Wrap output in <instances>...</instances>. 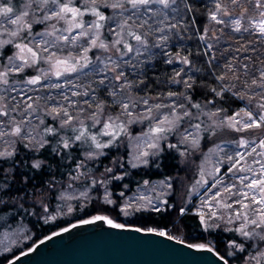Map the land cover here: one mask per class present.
Returning <instances> with one entry per match:
<instances>
[{
  "label": "rangeland",
  "instance_id": "obj_1",
  "mask_svg": "<svg viewBox=\"0 0 264 264\" xmlns=\"http://www.w3.org/2000/svg\"><path fill=\"white\" fill-rule=\"evenodd\" d=\"M72 1L74 0L70 3L69 0L64 3L59 1L58 4L48 1L46 6L41 4L43 9L37 0H22L15 6H0L13 8V14L8 19L0 16L1 46L21 34L25 25L35 24L37 19H40L37 18L40 10L42 18L49 21L44 29L36 26L33 31L28 27L27 44L36 50L35 58L27 51L7 55L3 63L0 60V113H6L0 114V131L6 133L0 136V153H14L20 143L27 144L29 149H40L45 144L43 125L46 119L57 121L60 127H76L79 135L83 132L80 138L87 142L89 158L99 157L104 148H97L91 139L92 136H95L101 145H107L106 147L113 146L118 141L123 147L127 146L130 165L136 167H148L152 161H156L163 145L176 144L180 148V163L186 166L181 167L182 171L176 172L173 177L142 181L128 188V191L123 193V198L119 199L113 193L107 170L98 173L87 172L85 179L92 178L94 181L91 184H84L82 181L77 185L71 183L62 189L59 197L63 199L66 208L75 200L86 204L89 201L108 203L117 207L122 217H133L134 213L144 210H165L168 207L172 209L176 197L179 202L176 201L177 210L184 212V209L191 206L194 213H199L200 223L204 228L236 231L242 241L228 244L230 248L227 252L233 258L234 264H264V245L257 247V242L264 237V228H257L249 223L246 227V231L252 233L249 237L237 231L244 224V214L248 215L250 221L259 215L256 210L262 207L251 198L253 195L257 199L260 198L259 189L253 190L248 185L253 180L264 179V148L259 146L261 141H264V122L259 121V117L264 115V107H261L264 105V88L258 86L264 83V80L260 79L261 72H264V35L258 27L264 23V15H261L264 13V0H239V3H233L232 0H207L211 10L208 13L207 27L200 34V38L203 37L201 40L210 59L223 70V79L220 77V81L225 89L241 98L243 102L242 107L232 113L217 106H210L207 102L192 103L187 82L183 78L179 91L156 99L153 95L143 93L140 85L127 77V66H130L131 62L134 64L138 58L148 60L159 48H169L168 43L172 42L169 33L179 36L178 23L182 21L183 9L186 6L184 0H175V3L168 0V7L152 0L148 5H139L136 8L130 2L120 0V13L116 7L111 6L115 0L102 1L101 7H111L108 13L110 21L103 31L101 28L96 29L92 20L84 24V28L70 29L69 32L64 27L74 20L73 17L68 21L66 13L62 19L52 13L59 11L60 4H69L71 7ZM97 1L99 0H78V7L82 5L84 11L85 5L98 3ZM257 2L260 7L256 6ZM26 4L29 5L27 9ZM217 4L221 5L220 11L216 8ZM25 10L28 11V16L21 25L9 23V19H14L15 14ZM213 13L221 23L211 19ZM237 20L240 22L239 31L235 30L237 26L234 22ZM129 22L145 33L146 45L137 42L131 52L123 53L120 51L121 43H125L123 28ZM139 22L142 23L138 26ZM13 32L15 35H12ZM151 35L155 38H151ZM94 39L97 40L96 45L91 43ZM101 42L106 48L99 47ZM137 48L141 49L139 55L136 53ZM87 54H91L88 68L75 65L76 63L71 61L74 57L82 61ZM57 61H66L67 64H57ZM66 67H74L75 71H65ZM26 71L31 75L23 79L17 76ZM37 77L39 80L36 84L27 83ZM113 77L118 83L115 84L111 80ZM96 79H99V85L94 86ZM253 80L256 84H253ZM101 86L108 90L106 97L100 92ZM124 103L129 105L127 111L122 106ZM29 104L32 105L31 108L28 107ZM157 105L160 107L157 108ZM65 111L67 116L64 115ZM246 113H251L260 123V127H244L252 123ZM165 116L172 121L171 124H160ZM232 117L239 123H235ZM105 124L112 126L105 129ZM16 125L22 129L21 136L11 134ZM157 126L167 130L156 133L153 129ZM221 127L240 132L243 136L237 142L220 141L207 146L206 149L203 148V135ZM105 131L110 134L102 135ZM241 140L246 142L247 147L239 146ZM153 144L156 147H152ZM253 148L255 151H252ZM237 153H243V158L237 156ZM8 158L0 157V167L3 173L10 175L13 167L6 165ZM111 166H115L114 162ZM223 167L227 169L223 170ZM181 175H184L186 182L181 181ZM241 177L247 179L241 181ZM79 181L80 176L76 178V183ZM93 185L96 186L95 189ZM180 186L186 189L182 202L181 194L177 192ZM41 193L43 196L44 191ZM242 193H249V197L245 199ZM194 197H197L196 201H193ZM241 201L249 207L243 208ZM237 213H240L239 218ZM100 214L118 225L123 224L114 217ZM145 230L168 235L167 230L157 227L150 226ZM37 241L28 228L13 231L2 229L0 255L8 254V261L13 260L33 248ZM245 242L251 244L247 247L248 252L244 254V258L239 255L241 257L236 261L235 256L238 250L244 249ZM189 244L195 247H212L206 242Z\"/></svg>",
  "mask_w": 264,
  "mask_h": 264
},
{
  "label": "trees",
  "instance_id": "obj_2",
  "mask_svg": "<svg viewBox=\"0 0 264 264\" xmlns=\"http://www.w3.org/2000/svg\"><path fill=\"white\" fill-rule=\"evenodd\" d=\"M37 1L40 2V0ZM48 1L52 3L51 0ZM59 1L64 3L65 0ZM102 1L111 2L112 0H99L98 3L85 5L84 11L82 5L78 7V0L72 1L71 7L78 8L82 15H77L74 18L72 13H66L68 21L72 17L74 20L66 27L63 25L62 27L67 31L74 28L81 29L84 28V24L93 20L95 24L99 23L101 25L100 28L103 31L110 21L108 20V13H110L111 7H104L103 5L101 7L100 3ZM184 1L186 6L183 9V18L178 23L179 36L169 33L172 40L171 43H168V46L170 44L169 48L165 50L159 48V51H156L148 60L138 58L134 61V64L131 62L130 66H127V77L139 84L143 93L153 95L156 99L171 94V92L179 91L178 89L182 87L181 79L183 78L187 82V90L191 95L190 101L192 103L194 101L207 102L210 106H217L225 112L232 113L233 110L242 107L243 102L241 98H237L231 91L225 89L220 81L223 70L220 65L210 59L208 50L200 38V34L207 27L208 13L211 6L207 0ZM21 2L22 0H0V6L6 4L15 6V4L18 5ZM124 2L128 3L129 1L124 0ZM121 4L122 1L115 0L111 3V6L118 5L115 9L120 13L122 12L119 8ZM39 5L41 8V3ZM93 9L103 15L104 19L100 20L98 16L94 15ZM37 14H39L37 18L41 20L37 19L35 24L25 25L24 31L17 34L18 36L14 40H7L5 44L0 45V60L2 63L5 56L13 53H26L28 49L37 53L27 44L28 27L35 31L36 26L44 29L45 25L47 26L49 23L48 20L42 18L41 10ZM141 23L139 22L138 26ZM76 24L82 26L76 27ZM125 25V28H123L125 43L120 45V51L123 53L129 52L124 47L125 44L133 47L137 43L128 34L129 32L140 35L145 40V33L139 27L137 28L130 22ZM151 38L155 37L151 35ZM17 45L21 47L18 48ZM21 48H23V51H21ZM30 55L32 56L31 53ZM89 56L91 54L85 55L82 61L80 59L78 61L74 57L71 61L75 62V65L79 64L81 67L86 65L88 68L90 66ZM185 59H187V63H184ZM169 61L171 62L169 63ZM28 75H31L29 71L17 74L22 79ZM115 79L113 77L111 80L116 84L118 82ZM97 85H99V79H96L94 83V86ZM104 88V86H101L100 92L103 97H106L108 90ZM48 129H52V131L49 132ZM43 132L45 144L40 149H29L27 144L20 143L13 155L7 159L6 165L13 167L12 174L3 173L0 167V231L2 229L13 231L14 229L28 228L29 232H32L34 240L37 241L57 232L58 229L67 227L69 224L103 213L114 217L120 223L132 227L146 229L152 226L167 230L168 235L180 238L188 244L206 242L220 256H224L228 264H234L233 258L227 252L231 243L237 244V242L242 241L236 231H225L212 227L204 228L200 223L198 214L193 212L191 206L184 209V212L177 210L178 207H175V205L179 202L176 197L172 209L168 207L165 210H144L134 213L133 217H122L121 212L118 213L117 207L101 201H89L86 204L81 203L80 200H75L70 207L66 208L63 199L59 197L62 189L71 185V183L77 185L82 181L84 184H91L94 180L92 178L85 179L87 172L98 173V171L107 170L111 187L114 190L113 193L119 199L123 198V193L128 191V188H132L142 181L173 177L176 172L182 171L180 170L181 167L185 168L186 166V164L182 166V163H180V148L178 145L173 144L175 147L163 145L156 161H152L148 167L143 165L136 167L130 165L127 146L123 147L118 143L119 141L113 146L102 148L103 153L99 157L89 158L87 142L81 138L79 140L75 139L76 136H79L78 128L69 125L60 127L57 121L46 119ZM203 136L202 147L206 149L207 146L220 141L237 142L243 135L240 132L221 127L212 132H206ZM64 141H68L69 146L67 148L63 145ZM37 162L40 163V167H33V164ZM113 162L115 166L112 167ZM223 168V170L227 169L226 167ZM78 175L80 181L76 183ZM183 176L181 175V181L186 182ZM93 188L95 189L96 186L93 185ZM42 191H44L43 196ZM185 191V187L181 188V186L177 191L178 194H181V202L185 196V194L183 195ZM196 200L197 197H194L193 201ZM69 208H71V211H69ZM257 244L258 248L264 245V239H260ZM250 245L248 242L244 243V249L238 250L239 252L235 256L236 261L241 256L244 258V254L248 252L247 247ZM8 257V254L0 255V264H5L9 260Z\"/></svg>",
  "mask_w": 264,
  "mask_h": 264
},
{
  "label": "water",
  "instance_id": "obj_3",
  "mask_svg": "<svg viewBox=\"0 0 264 264\" xmlns=\"http://www.w3.org/2000/svg\"><path fill=\"white\" fill-rule=\"evenodd\" d=\"M97 216L105 217L95 215L58 229L5 264H225L227 261L213 247H195L136 226L112 227L105 220H96Z\"/></svg>",
  "mask_w": 264,
  "mask_h": 264
},
{
  "label": "snow or ice",
  "instance_id": "obj_4",
  "mask_svg": "<svg viewBox=\"0 0 264 264\" xmlns=\"http://www.w3.org/2000/svg\"><path fill=\"white\" fill-rule=\"evenodd\" d=\"M51 2H52L53 4H58V3H59V0H51ZM70 2H71V0H69V3H70ZM129 2L132 4V6H133L134 8H136V7H138L139 5H148L150 2H152V0H129ZM155 2H157V3H159V4H162L164 7H168V6H169V4H168V0H155ZM172 2L175 3V0H172ZM232 2H233V3H239V0H232ZM40 3L46 6L47 3H48V0H40ZM117 6H118V5H113V7H117ZM256 6H257V7H260L261 5H260L259 2H257V5H256ZM28 7H29V5L26 4V5H25V9H27ZM216 8H217L218 11H220V10H221V5H220V4H217V5H216ZM69 12L72 13V15H73L74 18H75L77 15H82V13L80 12V10H79L78 8L70 7L69 4H60V5H59V11H54L52 14H53L54 16H57V17H59V18L62 19V18H63V14H64V13H69ZM11 14H13V8H12V7H10V6H2V7H0V16H3V17H5L6 19H8L9 16H10ZM93 14L96 15V16H98L100 20H103V19H104V16L101 15L99 12H96L95 9H93ZM261 15H264V13H261ZM26 16H28V11H27V10H25V11H23V12H20V13H17V14H15V18H14V19H9V23H11V24H13V25H21V24L23 23L24 18H25ZM46 18H47V17H46ZM211 19L216 20L217 23H221V22H222V21H220V20H217V17H216V14H215V13L212 14ZM234 23H235L236 26H237L235 30L239 31V23H240L239 20L235 21ZM81 26H82L81 24H76V27H81ZM94 27H95L96 29H99V28L101 27V25H100L99 23H96V24L94 25ZM258 27H259L260 33H261L262 35H264V23H261ZM128 34H129L130 36H132V37H133V38H134L139 44H141V45H146V41L143 40V39L141 38L140 35H136V34L133 33V32H129ZM12 35H15V33L13 32ZM97 39H98V36H97ZM201 39H203V37H201ZM91 43H92L93 45H96L97 40L94 39V40L91 41ZM116 43H120V41H116ZM17 47L20 48L21 46H20V45H17ZM99 47H101V48H106V45H105L103 42H101V43L99 44ZM124 47L127 48L129 52L132 51V47H131L130 45L125 44ZM21 51H23V48H21ZM28 52H30L34 58L36 57V53H35V52H32L31 49H28ZM140 52H141V49H140V48H137V49H136V53H137V55H139ZM21 59H23V58L21 57ZM85 59H86V57H85ZM25 62H26V61H25ZM170 62H171V61H169V63H170ZM187 62H188L187 59H185V60H184V63H187ZM113 63H115V61H113ZM57 64H67V62H66V61H57ZM85 66H86V65H85ZM64 70H65V71H75V68H74V67H72V68H67V67H66ZM57 75H59V71H57ZM121 75H122V73H121ZM118 78H119V77H117V79H118ZM221 79H223V78L221 77ZM260 79H261V80H264V72H261V77H260ZM38 80H39V78L37 77V78H34V79H30V80H28L27 83H29V84H36V83L38 82ZM5 83H6V81H5ZM101 83H103V81H101ZM253 84H256V81H255V80H253ZM123 86H128V87H130V85H123ZM123 86H122V87H123ZM258 86L264 88V83L259 84ZM74 94H75V93H74ZM85 94H86V93H85ZM112 95H115V93H112ZM145 103H147V101H145ZM122 106H123V108L125 109V111H127L128 108H129V105H128L127 103H124ZM28 107L31 108L32 105L29 104ZM156 107L159 108L160 105H157ZM197 107H198V106H197ZM261 107H264V105H261ZM0 114H5V115H6V113H0ZM128 114L131 115L130 112H129ZM64 115L67 116L68 113L65 111ZM185 115H187V113H185ZM246 115H247V117H248V120L251 121L252 123H250V124H246V125H244V127H249V128H250V127H252L253 125H255L256 127H260V123H258V122L253 118V116L251 115V113H246ZM69 119H71V117H69ZM177 119H178V117H177ZM231 119H232L235 123H239V121H235V117H232ZM259 121H260V122H264V115H262V116L259 117ZM164 123H169V124H171L172 121H169V120H168V117L165 116L164 119H163L162 121H160V124H164ZM111 126H112V125H110V124H105V125H104L105 129H108V128H110ZM196 127L199 128V125H197ZM166 130H167V129H165V128H163V127H160V126H157L155 129H153V131L156 132V133H163V132H165ZM48 131L51 132L52 129H48ZM21 133H22V129H21V127H20L19 125H16V126L14 127L13 132H12L11 134H12V135H16V136H21ZM5 134H6V133H3L2 131H0V136L5 135ZM109 134H110V133H109L108 131H105V132L102 133V135H109ZM82 135H83V132H81V134H80L79 136H76L75 139L79 140L80 137H81ZM21 138L23 139L24 137H21ZM158 138H162V137H158ZM91 139H92L93 143L95 144V146H96L97 148H100V147H106V146H107V145H101V144L96 140V137H95V136H92ZM193 143H195V141H193ZM63 145H64L65 148H67V147L69 146L68 141H64V142H63ZM239 146H240V147H247V144H246L245 141L241 140V141L239 142ZM259 146H260L261 148H264V141H261V143H260ZM152 147H156V145L153 144ZM170 147H175V145H170ZM252 151H255V148H253ZM12 155H13V153H11V152H7V151H5V152H3V153H0V157H11ZM237 156H239L240 158H243L244 154H243V153H237ZM237 162H238V161H237ZM33 167H35V168H39V167H40V163L37 162V163L33 164ZM241 170L244 171V169H241ZM244 179H247V177H241V181H243ZM248 187L251 188V189H253V190H255V189H257V188L259 189L260 198L257 199V197L254 196V195H253L251 198H252V201H253L254 203L261 204L262 207H261L260 209L256 210V211L259 213V215H258L256 218L251 219L250 221H249V217H248V215H247V214H244V224L241 225V227H240L239 229H237V231H239L240 234L243 235V236H245V237H249V236L252 235V233L246 231V227H247V225H248L249 223H250L251 225L257 227V228H264V179L253 180V181L250 182V184L248 185ZM242 195L245 197V199H247V198L249 197V193H242ZM141 199H143V198L141 197ZM108 202L111 203V201H108ZM240 203H241L242 207L245 208V209H247V208L249 207L248 205L243 204L242 201H241ZM157 210H158V209H157ZM69 211H71V208H69ZM198 214H199V213H198ZM239 217H240V213H237V218H239ZM53 219H55V217H53ZM95 219H96V220H105V221H106L109 225H111L112 227H120V225L114 224L111 220H107V218H105V217L97 216ZM201 220H202V222H203V215H201ZM92 222H93V221H84V223H92ZM65 231H67V229H65ZM137 231H139V229H137ZM157 234H158V235H164L163 232H159V233H157ZM261 238L264 239V237H261ZM199 247L203 248L202 245L199 246ZM207 250H208V251H212V249H207ZM225 264H227V261H225Z\"/></svg>",
  "mask_w": 264,
  "mask_h": 264
},
{
  "label": "bare ground",
  "instance_id": "obj_5",
  "mask_svg": "<svg viewBox=\"0 0 264 264\" xmlns=\"http://www.w3.org/2000/svg\"><path fill=\"white\" fill-rule=\"evenodd\" d=\"M126 226H129V225H126ZM186 243V242H185ZM188 244V243H187Z\"/></svg>",
  "mask_w": 264,
  "mask_h": 264
}]
</instances>
